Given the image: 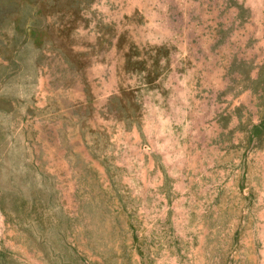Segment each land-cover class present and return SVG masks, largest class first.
Segmentation results:
<instances>
[{"label": "rangeland", "instance_id": "1", "mask_svg": "<svg viewBox=\"0 0 264 264\" xmlns=\"http://www.w3.org/2000/svg\"><path fill=\"white\" fill-rule=\"evenodd\" d=\"M0 264H264V0H0Z\"/></svg>", "mask_w": 264, "mask_h": 264}]
</instances>
